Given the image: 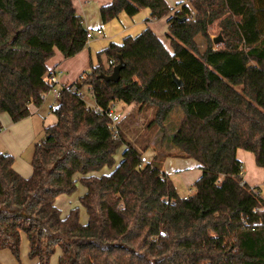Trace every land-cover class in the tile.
<instances>
[{
  "label": "trees",
  "instance_id": "obj_1",
  "mask_svg": "<svg viewBox=\"0 0 264 264\" xmlns=\"http://www.w3.org/2000/svg\"><path fill=\"white\" fill-rule=\"evenodd\" d=\"M74 1L0 0V113L14 123L54 88L47 63L56 52L69 59L88 45ZM144 9L149 21L167 18L171 50L150 28L110 44L100 57L113 64L60 89L57 123L34 147L32 175L22 177L14 157L0 154V251L18 262L25 236L38 264L57 251L58 264H264V200L244 183L237 157L251 153L264 169V0H190L179 11L166 0H113L100 16L108 24ZM216 22L218 45L209 34ZM120 62V81L106 82ZM85 88L102 113L88 108ZM118 102L152 108L159 126L182 110L170 137L178 153L167 157L198 163L192 195L181 197L161 163H145V151L125 143L121 121L112 128L106 113ZM78 184L86 224L79 208L62 217L56 206Z\"/></svg>",
  "mask_w": 264,
  "mask_h": 264
},
{
  "label": "crops",
  "instance_id": "obj_2",
  "mask_svg": "<svg viewBox=\"0 0 264 264\" xmlns=\"http://www.w3.org/2000/svg\"><path fill=\"white\" fill-rule=\"evenodd\" d=\"M112 1L113 0H76L74 2L77 13L84 19L85 27L94 34H96L97 30H102L103 34L96 35L94 39L88 43L86 48L75 57L66 59L60 52H56L55 56L47 63V66L50 75H55L58 80L57 89L60 90L64 87L73 85L84 73L91 72L92 68L97 67L100 63H103L108 67L109 63L107 58L105 56L100 57V53L107 49L110 44H122L125 38L136 37L140 32L142 33L147 28H150L169 49L168 42L162 39L163 34H165L164 32L168 30L167 18L160 21H149L151 16L149 9L142 10L134 17H129L123 13L112 22L103 24L100 10L102 7L112 3ZM166 1L169 6L176 11H179V7L186 2L185 0H176L171 4L168 0ZM49 95L52 97L45 96L44 104L41 107L30 106V117L18 123H14L9 115L6 116L7 114L0 113V122L4 128L0 132V154L13 156L15 159L14 170L24 178H29L32 175V167L27 169L23 166V155L31 147H35L36 144L42 142L41 140L45 134L46 128L56 124L53 110L60 105V99L53 94ZM135 109V105L128 106L126 115ZM237 157L243 164H246V162L250 164L254 174L260 175L262 178L264 177V169L259 168L256 165L255 158L251 153L238 150ZM143 160L145 163H151L153 160L157 163H161L166 175L170 178L172 176L180 178L181 183L185 186H193L202 175V171L195 160L164 156L159 158L158 154L153 152V149H147V151H145ZM108 173H110V170L105 169L99 175ZM244 183L249 184L245 179ZM258 183L260 182L256 179L250 187L255 188ZM80 187H82V191L79 192ZM85 193L86 188L83 185L78 184V189L75 194H77L76 204L79 206L73 204L75 206L72 205L71 208L67 207V200L60 199L67 195L58 197L56 200V206L61 211L62 217H66L71 210L79 208L81 223H87L88 216L86 210L80 204V198ZM184 197H187V195ZM84 213L87 216L85 223L82 221V215ZM23 240L27 243L28 256L29 242L25 236L23 237L22 242ZM12 259L15 258L11 252L7 250L0 251L1 264H15ZM34 261L38 264L37 260Z\"/></svg>",
  "mask_w": 264,
  "mask_h": 264
},
{
  "label": "rangeland",
  "instance_id": "obj_3",
  "mask_svg": "<svg viewBox=\"0 0 264 264\" xmlns=\"http://www.w3.org/2000/svg\"><path fill=\"white\" fill-rule=\"evenodd\" d=\"M168 1L171 4H173L176 0H168ZM185 1L189 3L190 0H185ZM163 28H164V25H163ZM164 33L165 34H163V36L161 34L162 39L168 42L169 49H170V39L167 36L168 30ZM209 34L212 40L221 35V29L218 25V22H216L214 25L210 27ZM197 42L200 46L201 52H203L205 50L206 40L202 37H198ZM49 94H53V93L50 92ZM49 94L47 95V97L48 96L52 97ZM82 94H83V98L85 102L88 105L90 106L95 105L93 95L89 91L88 88H85ZM114 108H115V114L119 115L122 118L120 122V129L123 133L126 144L132 145L133 148L139 152L147 151V149H153V152L157 153L159 158H162V156L167 157L168 155H171L173 153L175 155V153H177V149L170 142V137L175 133L176 129L179 127L181 123L182 110L180 108H176L174 112L172 113V115L170 116V118L162 126L153 124L154 110L152 108L147 109L145 112H142V113L139 112L137 109H135L132 111L130 115L128 114L126 115L128 106L122 102L116 103ZM54 117L57 123V118L56 116ZM45 137L46 135L44 134L41 140L42 142L45 140ZM125 147L126 146H123L117 152V155H116L117 164L120 162L122 158V152L125 150ZM33 155H34V146L31 147L29 150H27L25 154L23 155V158H22L23 166L26 167L27 169H29V167L31 168V161H32ZM243 172H244V179L247 182H249L248 184L249 186L252 185V183L256 179H258V182L260 183H258L255 188L257 189V192L259 193L260 197L264 200V177L262 178L260 175L254 174L252 170V166L248 164L247 162L246 164H244ZM171 178L176 183L178 193L181 197H184L185 195L190 196L194 193L195 190L193 186L183 185L180 181L181 179L175 176H172ZM81 188L82 187L79 188V192L82 191ZM77 194L71 197L64 196V197H61L60 199L67 200L68 202L67 207L71 208L73 204H76ZM86 220H87V216L84 213L82 215V221L85 223ZM27 252H28L27 243L25 240H23V242L21 243L20 261L18 262L17 259H12L13 262H15V264H37L36 261L30 260L28 258ZM59 256H60V251H57V253L52 257L50 264H58Z\"/></svg>",
  "mask_w": 264,
  "mask_h": 264
},
{
  "label": "built area",
  "instance_id": "obj_4",
  "mask_svg": "<svg viewBox=\"0 0 264 264\" xmlns=\"http://www.w3.org/2000/svg\"><path fill=\"white\" fill-rule=\"evenodd\" d=\"M185 5H188V2H185L183 5H181L179 8V10H181L182 9V7L183 6H185ZM195 14H194V12H191V16L193 17ZM103 34V32H102V30H97V32H96V34H94L92 31H90L89 33H88V36H87V39H88V43L92 40V39H94V37L96 36V35H102ZM109 64L111 65V64H113L112 62H109ZM81 79H83V76H81ZM48 81H49V83L50 84H52L53 86H54V88L52 89V91H51V93H53L55 96H57V97H59V89H57V85H58V80L56 79V76L55 75H50L49 76V78H48ZM49 94V93H48ZM47 94V95H48ZM46 95V96H47ZM45 99V98H44ZM87 106H88V108H90V109H93L95 112H98V113H102L103 111H102V109L100 108V107H98V106H96V105H88L87 104ZM106 116L109 118V119H111V121H112V128L115 130L116 128H117V125L119 124V122L121 121V117L119 116V115H117V114H115V108H112V109H110L107 113H106ZM187 197H185V199H186Z\"/></svg>",
  "mask_w": 264,
  "mask_h": 264
},
{
  "label": "water",
  "instance_id": "obj_5",
  "mask_svg": "<svg viewBox=\"0 0 264 264\" xmlns=\"http://www.w3.org/2000/svg\"><path fill=\"white\" fill-rule=\"evenodd\" d=\"M223 41H224V39L221 35L213 39V42L215 45L223 43ZM124 68H125V64L123 62H120V64H118L117 66L114 67L112 75L104 78L105 81L111 82V83L119 82L121 79V72ZM175 82L179 87L183 86V82L178 80L177 78H175Z\"/></svg>",
  "mask_w": 264,
  "mask_h": 264
}]
</instances>
